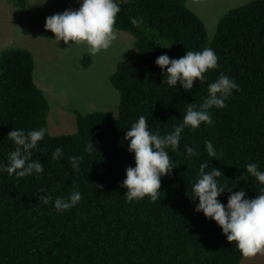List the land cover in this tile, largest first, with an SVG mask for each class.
Here are the masks:
<instances>
[{
  "label": "trees",
  "instance_id": "trees-1",
  "mask_svg": "<svg viewBox=\"0 0 264 264\" xmlns=\"http://www.w3.org/2000/svg\"><path fill=\"white\" fill-rule=\"evenodd\" d=\"M19 8L28 0H11ZM188 0H115L121 11L114 28L135 38L133 53L121 60L110 75L119 92L116 116L103 111H75L77 130L52 135L48 127L50 104L34 79L35 60L26 48H7L0 57V163L14 145L7 133L44 127L42 151L32 159L44 165L43 173L23 178L0 172V264H240L244 256L228 242L215 221L193 211L191 184L206 164L222 172L220 183L237 184L248 198L260 185L244 165L257 163L264 170V0H251L231 8L217 23L212 40L202 18ZM130 18H138L133 25ZM170 47L165 48L166 46ZM212 48L217 69L194 81L190 92L177 83L170 88L154 63L159 55L178 59L186 51ZM92 57L84 54L82 66ZM224 73L239 85L226 106L210 110L212 124L185 128L177 152L167 149L175 168L161 178L155 202L147 196L127 202L120 186L125 169L134 166L124 135L140 115L161 135L182 123L188 103L197 106L207 85ZM212 142L217 159L209 157L204 141ZM200 155L188 157L184 146ZM63 149L53 161L51 153ZM82 157L79 171L68 157ZM242 178V179H240ZM247 179V180H245ZM252 179V180H250ZM80 191L81 201L57 213L54 200ZM52 200L44 204L42 195ZM228 193L218 200L227 203ZM198 203V199L196 200Z\"/></svg>",
  "mask_w": 264,
  "mask_h": 264
},
{
  "label": "clouds",
  "instance_id": "clouds-1",
  "mask_svg": "<svg viewBox=\"0 0 264 264\" xmlns=\"http://www.w3.org/2000/svg\"><path fill=\"white\" fill-rule=\"evenodd\" d=\"M79 8L66 9L62 13H55L45 18L44 28L54 34V39L63 41L65 45L83 44L88 55H96L101 50H107L116 39L114 25L116 15L121 11L115 0H78ZM135 26L140 22L138 18H130ZM72 43H69V42ZM171 45L166 46L170 47ZM154 63L160 68L164 77L162 83L170 88H176L177 83L185 92H190L194 81L204 83V73L210 69H217L218 57L210 47L200 51H186L178 59H170L167 54L159 55ZM233 90L239 91V85L224 73H220L216 80L207 85V95L198 106L188 103L182 123L175 125L172 131L161 135L148 127L145 116L140 115L124 135L127 141V150L133 154L134 166L126 167L125 178L120 186L126 188L127 202L148 197L155 202L160 193L161 178L170 175L174 162L167 149L177 151L180 145L181 134L185 128L195 130L201 123L212 124L210 110L221 109L226 106V100ZM46 129H32L25 131L14 128L7 133V138L14 145L7 155V163H0V172L9 176L23 178L33 174H41L44 165L40 160L32 159L33 151H42L39 142L43 140ZM204 147L207 155L217 159V152L211 141L205 140ZM183 153L188 157L200 155L192 146H184ZM181 152V151H177ZM63 149L56 147L51 153L53 161L63 157ZM70 166L79 171L82 157H68ZM206 164L199 167V174L191 184V200L194 203L193 211L202 212L206 219L215 221L222 230L228 242H235V248L244 257H255L264 253V170H260L257 163L244 165L249 177L254 178L260 187L258 195L248 198L246 190L237 188L236 183L226 185L218 180L222 172L212 167L206 171ZM242 179V178H240ZM247 180V179H245ZM252 180V179H250ZM227 192V203H221L218 197ZM82 199L80 191H72L67 197L55 198L53 204L59 214L76 206ZM198 199V203L196 200ZM48 204L52 197L42 195L39 198Z\"/></svg>",
  "mask_w": 264,
  "mask_h": 264
},
{
  "label": "rangeland",
  "instance_id": "rangeland-1",
  "mask_svg": "<svg viewBox=\"0 0 264 264\" xmlns=\"http://www.w3.org/2000/svg\"><path fill=\"white\" fill-rule=\"evenodd\" d=\"M249 1L188 0L187 4L202 18L208 39L212 40L219 19L231 8ZM79 6L78 0H28L26 7L19 8L11 0H0V57L7 48L22 47L32 52L35 82L50 104L48 127L52 135L76 132L75 111L118 114L120 96L110 75L134 51V36L114 28L116 39L111 46L90 55L92 62L84 68L82 60L87 54L84 45L67 47L44 28L46 17ZM240 264H264V253L244 257Z\"/></svg>",
  "mask_w": 264,
  "mask_h": 264
}]
</instances>
